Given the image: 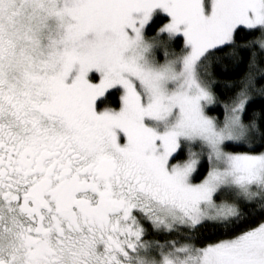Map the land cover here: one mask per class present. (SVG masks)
Returning <instances> with one entry per match:
<instances>
[{"label":"snow or ice","instance_id":"snow-or-ice-1","mask_svg":"<svg viewBox=\"0 0 264 264\" xmlns=\"http://www.w3.org/2000/svg\"><path fill=\"white\" fill-rule=\"evenodd\" d=\"M0 264H264V0H0Z\"/></svg>","mask_w":264,"mask_h":264}]
</instances>
